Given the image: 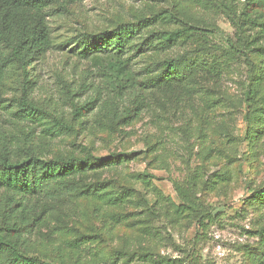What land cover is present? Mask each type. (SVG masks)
I'll return each mask as SVG.
<instances>
[{
    "label": "rangeland",
    "instance_id": "obj_1",
    "mask_svg": "<svg viewBox=\"0 0 264 264\" xmlns=\"http://www.w3.org/2000/svg\"><path fill=\"white\" fill-rule=\"evenodd\" d=\"M250 7L249 0H84L65 16L49 19L52 48L36 62L28 92L44 114L41 120L19 115L23 76L9 67L0 89V141L32 148L45 159L80 156L82 146L99 157L122 153L128 156L122 165L88 180H108L116 192L134 189L136 202L112 208L75 195L62 199L49 225L36 234V256L50 264H109L116 250L127 248L118 264H150L139 260L142 249L161 264L264 263L254 234L264 228V203L252 198L264 186V64L256 63L252 72L243 54L222 51L237 42L238 27L250 39L264 40V6L253 7L257 12L245 21L242 15ZM162 12L209 31L212 48L203 57L224 61L221 75L207 96L148 88L140 116L120 122L119 113L135 108V100L113 102L109 71L84 60L79 47L93 35ZM156 27L174 29L164 22ZM187 50L180 46L175 53ZM152 58L148 53L132 60L139 79L150 77ZM253 73L258 79L252 80ZM198 77L191 89L202 86ZM258 87L257 96L246 102L248 89ZM71 94L80 106L92 103L84 116L73 114ZM55 119L67 121L75 133L57 128ZM175 183L190 189L201 212L211 213L205 228L183 207ZM154 188L170 204L156 202ZM82 235L93 241L77 247Z\"/></svg>",
    "mask_w": 264,
    "mask_h": 264
},
{
    "label": "trees",
    "instance_id": "obj_2",
    "mask_svg": "<svg viewBox=\"0 0 264 264\" xmlns=\"http://www.w3.org/2000/svg\"><path fill=\"white\" fill-rule=\"evenodd\" d=\"M83 1L0 0V89L9 67L16 66L21 70L24 87L18 113L23 118L41 120L40 116L44 114L42 105L31 101L28 92L30 74L36 62L52 48L49 19L65 16L72 6ZM249 2L250 11L242 15L245 21H250L251 14L257 12L253 7L264 6V0ZM161 22L174 29H157L156 24ZM194 24L191 20L162 12L154 18H142L134 23L118 25L111 32L93 35L80 45L79 54L84 60H92L109 71L108 85L111 89L108 95L112 97L111 100L115 102L127 97L135 100V108L119 113L120 122L127 124L140 116L148 88H157L168 94L181 89L198 97L203 93L207 96L215 90L209 86H215L218 82L224 61L215 58L208 61L203 57L209 55L212 48L207 35L209 31ZM238 31L241 35H238L237 42L223 49V55L243 54L250 71L255 72L256 63L264 64V40L257 37L250 39L241 27H238ZM180 46L188 50L176 54ZM148 53L153 56L149 65L150 77L141 80L132 70L131 62L138 55ZM196 77L203 82L202 86L191 89ZM258 77L253 73L252 80ZM258 92L259 87L249 88L245 94L246 102L253 101ZM70 96L74 115L84 116V112L91 109L92 103L80 106L74 101V95ZM55 122L57 128L75 133L67 121L55 119ZM125 157L128 158L122 153L99 157L88 147L82 146L80 156L45 159L32 148L16 149L0 141V264H50L36 256V234L49 225L64 198L75 195L112 208H123L136 202L134 189L123 188L121 192H116L108 180H88L91 174L122 165ZM174 186L184 203L183 207L194 211L198 224L205 228L207 222L213 220L211 213L201 212V206L195 202L190 189L177 183ZM154 192L158 196L156 202L170 204L159 189L154 188ZM252 198L264 203V186L253 191ZM151 211L154 214L152 208ZM144 232L150 234L149 229ZM254 234L260 238L264 254V228ZM92 238L82 235L76 239L75 245L78 247L91 242ZM141 253L140 261L161 264L150 250L142 249ZM128 254L127 248L116 250L108 262L118 264Z\"/></svg>",
    "mask_w": 264,
    "mask_h": 264
}]
</instances>
